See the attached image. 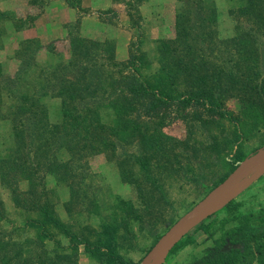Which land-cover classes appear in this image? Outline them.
I'll use <instances>...</instances> for the list:
<instances>
[{"label":"trees","instance_id":"16d2710c","mask_svg":"<svg viewBox=\"0 0 264 264\" xmlns=\"http://www.w3.org/2000/svg\"><path fill=\"white\" fill-rule=\"evenodd\" d=\"M197 3L177 9L174 35L157 44L153 67L132 42L127 57L117 59L113 41L69 29L67 57L43 73L35 91L60 99L58 121L48 119L32 94H19L16 114L29 122L15 127V148L0 158V181L24 218L10 221L0 203V264H79L80 246L98 264H136L119 246L131 232L130 220L141 218L139 208L134 200L118 197L102 214L99 203L82 195L91 187L87 159L122 149L119 176L135 185L149 213L164 200L163 172L191 170L198 183L220 164L225 168L221 181L245 156L243 141L264 132V0H243L230 8L229 14L252 25L224 37L215 31L216 5L205 10ZM33 41L27 39L26 45ZM49 46L48 51L54 49ZM32 62L21 59L12 75L22 78ZM229 98L237 100L235 112L226 106ZM175 119L186 126L184 137L163 129ZM130 143L134 150L128 153ZM59 150L67 158L60 160ZM47 174L66 181V204L83 203L79 212L97 214L98 228L60 218L48 196ZM21 180L27 181L24 190ZM248 217L241 216L242 224L231 234L238 235L231 241L242 245H218L206 264H264V227L251 229Z\"/></svg>","mask_w":264,"mask_h":264},{"label":"rangeland","instance_id":"374dc122","mask_svg":"<svg viewBox=\"0 0 264 264\" xmlns=\"http://www.w3.org/2000/svg\"><path fill=\"white\" fill-rule=\"evenodd\" d=\"M51 0H15L9 5V0H0V158H7L15 148V127L20 122L28 123L29 118L17 116L16 105L19 104V94H32L36 101L45 109L48 119L58 121L60 119V99L58 97L38 96L35 91L40 87L39 82L50 66L58 60L67 57V41L64 37H57L53 32V22L57 19L54 12L49 14L44 21H48L43 30V35L33 38L35 41L26 45L25 39L16 40L12 36L15 26H27L41 16ZM65 4L77 7L75 19L64 23L68 31L74 29L81 36L95 39H108L115 43V49L123 45L125 55H128L129 45L132 42L136 51L145 52L146 62L155 64L156 48L159 41L169 39L174 35L175 13L182 4L189 5L187 0H92L90 5L83 6V0H64ZM197 5L207 10L211 4H215L218 10L215 31L220 37L232 35L235 29L242 31L251 27V23L244 17H235L229 14L230 8H237L243 0H196ZM8 3V4H7ZM114 3H117L114 5ZM7 4L6 6H4ZM4 6V7H3ZM80 21L77 23L76 20ZM255 29H257L255 27ZM52 45V47L50 46ZM54 48L47 50L46 47ZM54 46V47H53ZM262 47V45H261ZM122 50V51H123ZM121 53V54H122ZM117 54V53H116ZM120 54V55H121ZM117 54V59H123ZM225 55V54H224ZM28 57L32 64L22 78L16 79L12 74L21 63V59ZM153 67V64H152ZM6 84V82H10ZM227 108L236 111L237 100L229 98L226 101ZM22 120V121H21ZM163 129L171 135L184 137L186 126L180 119L167 123ZM264 145V132H259L242 144L245 157L254 153ZM127 152H133L134 144L126 145ZM55 148V145H51ZM116 154L98 153L87 159L88 169L86 181L90 190L87 199L93 198L99 203V210L106 214L112 209V203L118 198L134 200L139 208L141 218L130 220V234L121 237L119 252L125 259L133 260L140 264L143 256L149 248L177 218L189 210L200 200L225 173V168L220 164L208 170L206 177L198 183L192 180L191 170H183L177 175L171 172H163L162 182L164 200L157 201V207L152 212L143 209V200L137 195L134 184L124 182L119 176L118 158L124 151L117 148ZM60 160L67 158L62 150L56 152ZM242 158V159H243ZM240 159V160H242ZM237 160L236 164L240 161ZM48 189L49 199L53 202L57 214L66 222L78 224H90L98 228V215L79 212L83 203L66 204L69 198V188L64 180H58L53 174H47L44 178ZM20 189L27 188V181L19 182ZM232 201L231 207H222L212 215L205 218L189 231L181 235L168 250L163 264H206L210 250L218 245L228 249L241 246L231 240L237 237L233 228L242 224L239 218L248 215L251 229L264 227V173L254 180L246 189L237 195ZM230 201V202H231ZM0 203L6 210L10 221L20 223L24 218V212L15 207L10 189L0 181ZM229 204V203H228ZM77 224V225H78ZM8 225V224H6ZM79 264H98L86 255L82 246L79 252Z\"/></svg>","mask_w":264,"mask_h":264},{"label":"water","instance_id":"95a60500","mask_svg":"<svg viewBox=\"0 0 264 264\" xmlns=\"http://www.w3.org/2000/svg\"><path fill=\"white\" fill-rule=\"evenodd\" d=\"M264 173V145L240 160L189 210L177 218L154 242L140 264H163L172 244L184 233L212 215Z\"/></svg>","mask_w":264,"mask_h":264},{"label":"crops","instance_id":"0c3cea01","mask_svg":"<svg viewBox=\"0 0 264 264\" xmlns=\"http://www.w3.org/2000/svg\"><path fill=\"white\" fill-rule=\"evenodd\" d=\"M13 1L15 0H9V5H13ZM100 2V0H96ZM106 2H110V0H105ZM7 3V4H8ZM92 0H83L82 2V7L83 6H88L90 5ZM5 4L4 6H6ZM117 3H114L116 5ZM3 6V7H4ZM78 11L77 7H73L72 4H65L64 0H51L49 4L47 5L46 11L39 16L37 19L34 20L33 24L27 25V26H15L13 28L12 36L15 37L16 40L20 39H33L36 38V36H42L43 30L45 29V26L48 25V21H44V18H47L49 14L56 13L57 14V19L53 22V32H55L56 36L59 37H64L67 35V30L64 28V23L67 21H72L75 19V14ZM173 26V25H172ZM174 27V26H173ZM125 45V44H124ZM123 45V47H125ZM123 47L121 46V49H118L119 47L117 46L115 49V52L119 55L123 52ZM123 50V51H122ZM121 54L119 57H122L123 59L127 57L125 54ZM116 54V58L117 57Z\"/></svg>","mask_w":264,"mask_h":264}]
</instances>
